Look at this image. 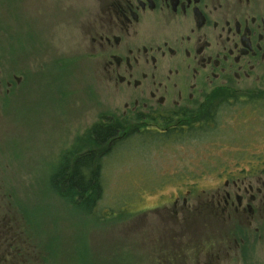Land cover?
I'll return each mask as SVG.
<instances>
[{
	"label": "flooded vegetation",
	"instance_id": "obj_1",
	"mask_svg": "<svg viewBox=\"0 0 264 264\" xmlns=\"http://www.w3.org/2000/svg\"><path fill=\"white\" fill-rule=\"evenodd\" d=\"M106 1L90 28L92 56L126 110L102 122H127L106 149L135 130L223 138L209 152L223 162L202 179L203 194L172 193L144 211L146 264H264V0ZM225 108L232 115L218 120ZM247 109L254 118L240 124ZM238 118L244 135L226 134V121ZM84 144L68 147L63 164L101 147ZM188 180L200 179L179 178L184 186ZM18 230L0 228V264L40 263L38 248L24 244Z\"/></svg>",
	"mask_w": 264,
	"mask_h": 264
},
{
	"label": "rangeland",
	"instance_id": "obj_2",
	"mask_svg": "<svg viewBox=\"0 0 264 264\" xmlns=\"http://www.w3.org/2000/svg\"><path fill=\"white\" fill-rule=\"evenodd\" d=\"M108 2L0 0V228L19 227L22 242L38 248L40 263L28 264H146L144 211L172 193L203 194L202 179L223 162L209 155L223 139L216 133L196 140L135 130L120 134L104 159L102 199L91 214L57 195L54 187L67 190L55 174L67 148L85 145L97 121L126 110L92 56L90 28ZM246 112L240 124L253 120ZM225 113L232 115L225 108L218 120ZM240 120H227L225 133L244 135ZM232 139L241 140H224ZM187 177L199 184L181 185Z\"/></svg>",
	"mask_w": 264,
	"mask_h": 264
},
{
	"label": "trees",
	"instance_id": "obj_3",
	"mask_svg": "<svg viewBox=\"0 0 264 264\" xmlns=\"http://www.w3.org/2000/svg\"><path fill=\"white\" fill-rule=\"evenodd\" d=\"M105 118V117H103ZM106 122H98L92 126L86 134V147L101 146L96 153L78 155L74 166H68L62 162L56 171V181H62L67 190H57V195L67 200L75 207L91 214L93 208L102 199V176L104 170V159L111 154L112 149L107 150L105 144L116 138V131L126 130L127 123L121 118L107 119ZM89 205V206H88ZM87 206V207H86ZM91 206V207H90ZM104 218L105 216H101Z\"/></svg>",
	"mask_w": 264,
	"mask_h": 264
}]
</instances>
